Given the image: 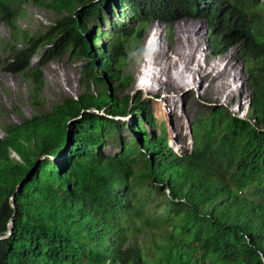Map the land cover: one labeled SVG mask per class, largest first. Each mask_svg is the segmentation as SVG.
I'll list each match as a JSON object with an SVG mask.
<instances>
[{
	"label": "trees",
	"instance_id": "1",
	"mask_svg": "<svg viewBox=\"0 0 264 264\" xmlns=\"http://www.w3.org/2000/svg\"><path fill=\"white\" fill-rule=\"evenodd\" d=\"M29 2L59 14L35 36L18 23ZM118 6L133 23L114 21L100 45L95 24ZM185 16L206 17L214 53L239 46L252 93L244 116L221 105L200 114L192 148L178 154L167 127L149 132L152 101L117 93L133 80L123 73L128 48L149 20ZM0 20L11 35L4 68L29 82L36 109L19 123L0 120V235L12 228L0 264H264V0H0ZM66 51L86 59L83 73L98 87L87 82L44 110L43 66ZM128 114L141 146L123 139L120 153L105 154L115 117Z\"/></svg>",
	"mask_w": 264,
	"mask_h": 264
},
{
	"label": "rangeland",
	"instance_id": "2",
	"mask_svg": "<svg viewBox=\"0 0 264 264\" xmlns=\"http://www.w3.org/2000/svg\"><path fill=\"white\" fill-rule=\"evenodd\" d=\"M23 7L25 10L24 16L19 18L18 23L21 28L27 29L32 36L45 31L47 26L54 23L59 17L55 10L39 7L32 2L24 4ZM119 10V6L113 12L105 8L104 17L98 20V24H95L105 33L100 37V45H106L109 35H113L114 21L120 20L122 24L132 25L133 22L128 17L118 15L117 11ZM124 11H128V8H124ZM92 24L90 26H93ZM187 27L194 35L192 39L188 36ZM153 31H156L159 37L158 45L156 44L155 48L158 47V52L166 54L165 58L163 54L160 64L164 70H169L168 72L173 75L172 80L177 83L173 86L174 88H171L172 86L165 87L162 84L164 76L162 80L152 78L153 69L147 65L150 60L153 61L152 55L147 56L151 47L148 39L150 41L149 35L151 37ZM209 32L210 25L206 17L185 16L169 24V26L163 21L153 18L147 23L141 42L128 48L129 57L123 68V73L124 75H131L133 80L130 85L117 93L118 98L124 101L125 94L135 95L140 93L143 99H150L158 121L156 127L148 126L150 134L155 137V135L161 133L164 126L167 127L168 143L178 154H182L185 149L192 148L190 125L200 114L210 110L215 105H221L234 114L244 116L249 108L248 102L252 91L249 85L248 67L240 53L239 46H231L221 53H214L210 46ZM181 37L184 41L191 39L190 43L198 46V49H192L193 52L191 49V51L187 49L182 61L178 59L181 50L179 52L175 47ZM10 38L9 28L0 20V120L3 123H19L24 116H32L36 109L29 102V82L19 73L4 68L10 58L5 46L9 44ZM44 51L45 48H41L40 54L32 59L31 63L33 65H38L41 62ZM188 58L194 59L187 71L184 70V66L182 68L180 66L184 63L183 60ZM171 59L176 60V64L169 67L168 63ZM85 62V58H77L72 55L71 51H66L50 58L44 64V110H51L53 105L64 101L66 98H77L80 93L87 90V82L91 85V88L96 89L98 87L92 79L86 80L83 73ZM218 68L219 71H217ZM159 71L160 68H158L156 77L160 76ZM233 75L236 76L237 89H235L236 85L233 82L224 84L228 93L224 92V89L220 86H218L219 89L216 88L215 82L222 79L226 82V78ZM194 80H198L195 82L196 86L193 83ZM112 82V84L111 81L109 83V89L112 94H115L113 84H117V81L113 80ZM137 84L139 85L137 86ZM138 87L140 88L138 89ZM231 89L232 91H230ZM156 105H161L167 115H162L156 109ZM93 111L102 115L106 113L105 108L98 111L93 109ZM115 118L121 119L119 120L120 129H111L103 146V152L112 157L121 152L123 139H125L124 142L126 141L138 147L141 146L140 140L142 138L126 124L131 122V114ZM4 135L5 131L0 127V138ZM140 191L143 190L140 189ZM148 209L154 211L153 203L149 204ZM135 240H137L136 237L130 239V241Z\"/></svg>",
	"mask_w": 264,
	"mask_h": 264
},
{
	"label": "bare ground",
	"instance_id": "3",
	"mask_svg": "<svg viewBox=\"0 0 264 264\" xmlns=\"http://www.w3.org/2000/svg\"><path fill=\"white\" fill-rule=\"evenodd\" d=\"M181 30V29H180ZM189 30V31H188ZM187 32H189V35L188 36H190V38L192 39L193 37H194V35H193V33H192V31H190V29H189V27H187ZM196 38H197V36H195ZM149 38H150V41H149V39H148V43L149 44H151V47L149 48V52L150 53H147V56H150V55H152V60L153 61H151L150 60V62L149 63H147V65L150 67V68H152L153 70H152V74H153V76H152V78H155V79H157L158 80V78H159V80H162V78H163V76H164V80H163V85H165V87H168V86H172L171 88H174L173 86H175L177 83H176V81L175 80H172V78H174L173 77V75H171L168 71H166V70H164L163 68H162V65L160 64V59L161 58H163V52H158L159 51V49H158V47L157 48H155L156 47V44L158 45V42H159V37L157 36V33H156V31H153L152 33H151V37H150V35H149ZM186 39V38H185ZM190 39V40H191ZM190 40H183L182 39V37H181V40H179L175 45V47H176V50H178L179 52H180V50H181V52H180V54L178 55V59L180 60V61H182V58H183V55L187 52V49L188 50H192V49H194V50H196V49H198V46L196 45V44H191L190 43ZM190 50V51H191ZM192 52H193V50H192ZM194 54V53H193ZM165 55L166 54H164V58H165ZM168 55V54H167ZM188 55V54H187ZM167 57V56H166ZM186 57V56H185ZM194 58H192V59H190V58H188V59H185V60H183L184 61V63H182V65L180 66L181 68L183 67V68H185L184 70H187L188 71V69L187 68H190L189 66H190V64L192 63L191 61L193 60ZM170 60V59H169ZM175 61L176 60H172L171 59V61L168 63L169 64V67H170V65H175L176 63H175ZM178 61V60H177ZM179 63V62H178ZM180 64H181V62H180ZM158 68H160V76L159 77H156L157 75H158ZM221 69H223V68H221ZM172 70V69H171ZM220 69L218 68V70L217 71H219ZM157 72V73H156ZM161 78V79H160ZM227 81L225 82L223 79L222 80H220V81H217V82H215V84L217 85L216 86V88L217 89H219L218 88V86H220L221 88H223L224 90V92H226V93H228V90L226 91L225 90V86H224V84L225 83H229L230 84V82L232 83H234L235 85H236V76L235 75H233L232 77H230V76H228L227 78ZM192 81V80H191ZM196 81H198V80H194L193 81V83H194V85L196 86V84H195V82ZM161 84V83H160ZM214 84V85H215ZM234 86V85H233ZM178 87V86H177ZM238 88V86L236 85V87H235V89H237ZM234 89V90H235ZM230 91H232V89L230 90ZM157 106V110L158 111H160L161 112V114L162 115H167V112L166 111H164L163 110V107L161 106V105H156Z\"/></svg>",
	"mask_w": 264,
	"mask_h": 264
},
{
	"label": "water",
	"instance_id": "4",
	"mask_svg": "<svg viewBox=\"0 0 264 264\" xmlns=\"http://www.w3.org/2000/svg\"><path fill=\"white\" fill-rule=\"evenodd\" d=\"M138 85H139V84H137V86H138ZM139 88H140V87H138V89H139ZM249 102H250V101H249ZM249 102H248V105H250ZM97 111H98V110H97ZM242 116H243V115H242ZM11 203H12V206H15V202H14L13 199H12ZM11 222H13V218L11 219ZM11 232H12V228H11V226H10V228H9V230H8V234H7L6 236L0 235V239L8 237V236L11 234Z\"/></svg>",
	"mask_w": 264,
	"mask_h": 264
}]
</instances>
